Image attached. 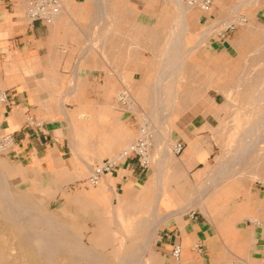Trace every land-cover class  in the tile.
Masks as SVG:
<instances>
[{"label": "crops", "instance_id": "obj_1", "mask_svg": "<svg viewBox=\"0 0 264 264\" xmlns=\"http://www.w3.org/2000/svg\"><path fill=\"white\" fill-rule=\"evenodd\" d=\"M61 1L63 6L65 0ZM89 1L68 0V8L51 23H44L28 19L29 0H0V91L7 93V99L0 102V137L9 134L12 138L10 156L19 176L29 185L48 189L55 198L83 176L90 160L84 154H116V166L102 176L109 179V188L99 192L109 190L124 204L140 201L150 211L144 221L151 226L147 259L154 264H264L263 199L252 201L242 194L227 200L233 179L220 183L215 172L214 181L209 178L203 187L217 179L214 185L221 188L205 204L201 189L182 205L185 199L175 186L182 182L162 180L169 145L160 163L156 159L154 174L150 166L142 168L137 157L121 156L120 148L130 139V131L140 128L144 119L133 106L151 105L159 57L178 20L157 16L158 7L148 13L128 6L133 17L115 16L110 0L113 17L96 19L97 7H90ZM170 6L177 7L172 2L161 5L162 10ZM203 19L206 23L208 15L200 14L191 24L198 27ZM95 25L100 27L97 39L89 32ZM122 91L126 102L118 99ZM207 109L211 112L192 114L175 126L178 141L187 143L176 163L180 169L205 166L210 157L207 135L202 132L212 127V112L217 114V109L211 105ZM176 245L180 247L178 258L172 252Z\"/></svg>", "mask_w": 264, "mask_h": 264}, {"label": "rangeland", "instance_id": "obj_2", "mask_svg": "<svg viewBox=\"0 0 264 264\" xmlns=\"http://www.w3.org/2000/svg\"><path fill=\"white\" fill-rule=\"evenodd\" d=\"M110 1L115 6V16L120 14L121 17H133L134 13L127 10L128 6L135 7L139 11H147L148 13L153 12L152 9L154 8L152 7H158L157 16L164 17L170 16L172 12L171 6L170 8H164L166 10H162L161 5L167 0ZM186 1L182 0V2ZM201 1L199 0L196 5L199 6ZM211 1L209 14L204 13L203 9L197 7L198 10L200 9V14L208 15L207 22L205 23V19H203L198 27L191 24L192 31L186 33L184 40H182L184 35L182 37L177 35L178 39H175L174 43L176 44L174 45L178 47L177 50L180 53H183V51L185 53L184 60H186L188 68L180 72L174 84V96L171 94L169 96L170 99L167 95V97H163L166 104L164 103L161 107L164 110L161 107L158 108L157 117L154 118L151 113V105L133 106V111L135 110L139 116L145 119L140 124L148 126L151 140L150 167L153 169V174L155 172L156 159L160 158L162 151L168 145L167 142H169L170 148L168 147V154L164 155L166 156L165 161H167L166 158H168L169 154L172 156L169 161L164 163L162 180L169 184L182 182V185H175L179 190L177 192L185 199L180 202L182 205L189 203V200L195 197L199 190H203L206 187L203 186L209 182V178L214 179L215 172H218L219 176L221 167L224 164L226 165L227 161L230 162L235 153L237 155L239 152H243L244 148L245 150L246 148L255 150V153L250 156L246 168L244 166L245 170L241 167L244 173L242 172V174L238 171L234 174L236 179L235 177L233 180L230 179L232 181L229 186L232 193H229L230 195L226 199L235 200L242 194L243 196L248 194L252 201L254 197L255 199L259 197L264 200V141H260L257 148L252 146L253 144L245 146L250 141L249 144H251L252 140L260 134L264 118V96L260 98L254 96L255 91L257 92V89L264 85V30H262L264 29V0ZM240 1L243 2H241L243 4L241 7ZM251 1L253 2L251 3ZM177 2V0H172V4L175 6ZM89 4L90 7L95 8L92 0L89 1ZM164 6L167 7V5ZM161 12L164 14L159 15ZM236 17H238V22L231 23L232 28L223 29L224 22ZM99 28V25L90 26L89 32L91 36L97 34ZM218 29L221 31H217ZM220 32L224 33V37L218 35ZM223 45L226 47L225 49ZM177 50L174 48L169 50L167 53L170 56L165 59L168 62H173L171 55L177 53ZM225 50L228 52L225 53ZM190 63L195 64V66L190 68ZM173 92L171 91V93ZM198 92H201V94H198L199 96L197 95ZM214 99L216 103L213 102ZM200 105L203 107H200ZM208 105L217 109V114L214 111L212 112L215 119L212 127L204 133L202 132V134L207 135L205 142L209 146L207 149L210 150V157L207 159L205 166L200 164L194 169L187 171L180 169L176 163L180 160V155L187 143L182 139L178 141L175 126L180 124L179 120L182 118L188 119L192 114L211 112V110L207 109ZM169 109L176 111L175 119L170 120L167 114ZM31 125L33 124L28 123L29 127H33ZM139 129L134 132L130 131V139L120 150L123 151L124 148H127V145L138 135ZM121 132L125 134L127 131L122 129ZM246 132L254 134V136L245 138L244 134ZM177 142L182 144V149L179 152H175L173 147ZM9 147L12 146L2 147L0 140V168L5 173L4 178L2 177L4 182L1 180L0 183L6 182L2 185L5 187L7 184L4 189L9 192L13 191L12 193L16 194L20 201L28 206H33L39 216L42 214V217L40 216L42 219L49 218V225L45 224L38 227L39 230L42 228L41 232H51V234H46L49 238L55 236V232L56 234L61 232L67 241V244L64 242L65 244L63 243V245L69 247L71 243V249L69 248L70 251H68V248L60 249L58 247L52 251V253L54 252L53 255L46 250L45 254L43 253L44 251L41 252L43 254H38V251L29 245L31 243L29 237L14 229L15 225H12L8 219L4 218L3 204L0 203V264H119L124 253H129L134 257L130 264H139L142 256H144V264H154L151 258L147 259V236L150 234L151 226L144 224V221L150 217V211L145 209L140 201L134 203V201L128 200L124 204L115 199L109 190L97 192L98 184L92 185L87 181L90 171L88 169L89 164L95 165L101 162L104 157L113 158L116 154L106 155L95 152L84 154V157H88L90 160H88L87 167L84 166L85 172L83 176L75 184L64 187L63 191L54 198V195L48 189H39L23 181L24 178L19 176L20 174L13 164ZM159 161L160 159L158 163H160ZM234 167H236V162H233L230 166L231 170ZM217 168L218 170L216 171ZM202 169L204 171L202 173L199 172ZM248 170L256 171L259 179H255ZM228 181L227 179L220 183ZM220 188L221 186L216 185L214 192ZM202 190V193H200L202 199H204L202 204H205V200H208L210 195H206ZM79 192L85 194L88 202L94 201H92L94 203L93 207H89L87 201H75V196ZM26 199L28 200L26 201ZM122 205H124V208L121 207ZM195 207L201 209L199 205ZM152 212H155L153 208H151ZM158 214H160L159 211ZM99 230L101 235L100 239L97 240L94 233ZM79 238L82 239L83 244L85 242L86 247L91 246L88 252L83 253L80 257L73 251L76 249L74 248L77 246L75 243L79 242ZM112 246L116 248L113 249ZM69 253H73L77 257H72ZM137 254L140 255L137 257ZM96 255L99 258H96Z\"/></svg>", "mask_w": 264, "mask_h": 264}, {"label": "bare ground", "instance_id": "obj_3", "mask_svg": "<svg viewBox=\"0 0 264 264\" xmlns=\"http://www.w3.org/2000/svg\"><path fill=\"white\" fill-rule=\"evenodd\" d=\"M93 1V0H92ZM177 7L176 9H172V12H171V15L170 17L173 19L175 18L176 20H178V25H174L170 28L169 30V37L167 38V41L165 43V48H163L164 52H162L161 56L159 57L160 59V72L153 78L152 80V83H153V89H152V92H151V95H150V98H151V113L153 114L154 118L157 117V113H158V108H160L164 103L166 104V102H164V99L163 97L164 96H174V84L175 82L177 81V78L180 74L181 71H183L184 69L186 70L188 67L186 66V60L185 59V53L183 51V53H180V51L177 50V46L174 45L176 43L175 42V38L178 39L177 37H174V36H177V35H181L182 37V40H184V37L186 36V33H188L189 31H192V27L190 26L191 23L195 20L198 21V18H199V15H200V9L198 10L197 7H200V4L199 6L196 5L198 3L199 0H187L186 2H182V0H177ZM255 1V0H254ZM257 1V0H256ZM95 2V3H94ZM166 2H172V0H167ZM242 1H240L241 3ZM253 1H251L252 3ZM93 3L96 5L97 7V10H96V13H95V18L96 19H106L108 17H113L111 15V12L110 10L112 9V6L109 5V0H94ZM243 3V2H242ZM241 3L240 7L243 5ZM246 3V2H244ZM249 3V2H248ZM263 3V2H262ZM66 4H68V0H65L64 3H63V6H62V11L64 10V8H68V6H66ZM111 4V3H110ZM227 4V3H226ZM237 4V3H236ZM235 4V5H236ZM245 5V4H244ZM260 5V4H259ZM76 6V5H75ZM261 6V5H260ZM238 7V6H237ZM236 7V8H237ZM239 7V8H240ZM235 10V9H234ZM240 10V9H239ZM69 11H70V7H69ZM236 11V10H235ZM204 13L206 14H209V11H204ZM236 13V12H235ZM225 14V13H224ZM237 14V13H236ZM214 18V17H213ZM238 17L234 18V19H229L227 20L226 22L223 23V29H226L231 25V23H235V22H238ZM242 19V17H241ZM215 20V19H214ZM213 20V21H214ZM248 20V19H247ZM240 22V21H239ZM250 22V21H249ZM219 23V22H218ZM236 25V24H235ZM256 25V24H255ZM254 25V27H255ZM234 26V25H233ZM111 28V27H110ZM109 28V29H110ZM257 29V28H256ZM262 29V28H260ZM140 30V28H139ZM155 30H159V29H155ZM255 30V29H254ZM264 30V29H262ZM112 31V30H111ZM161 31V30H160ZM217 31H221L220 29H218ZM110 32V31H109ZM167 32V31H166ZM262 32V31H261ZM101 33V32H99ZM108 32H104V35H107ZM158 34V33H157ZM160 34V33H159ZM158 34V35H159ZM97 35V34H96ZM96 35L94 36L95 39H97ZM99 35V34H98ZM101 36V35H100ZM93 37V38H94ZM159 36H155V40L158 41V38ZM179 37V36H178ZM204 37V36H203ZM100 38V37H99ZM180 38V37H179ZM94 39V40H95ZM181 39V38H180ZM237 39V38H236ZM250 39V38H249ZM151 40V39H149ZM162 40V39H161ZM96 41V40H95ZM153 41V40H152ZM177 41V40H176ZM181 42V40H180ZM162 43V42H161ZM160 43V44H161ZM236 43V42H235ZM209 44V43H208ZM237 44V43H236ZM255 44V43H254ZM258 45V44H257ZM175 46V47H174ZM197 46V45H196ZM198 47V46H197ZM176 49L178 52L177 53H174L171 55V57L173 58V62L172 61H169L166 60L167 56H170V54H168L167 52L171 49ZM192 48V47H191ZM194 48V47H193ZM199 48V47H198ZM214 48V47H213ZM87 49V48H86ZM206 49V48H205ZM210 49V48H209ZM189 50V49H188ZM191 50V49H190ZM199 50V49H198ZM85 52V51H84ZM182 52V51H181ZM167 53V54H166ZM159 54V53H158ZM158 54H155V55H158ZM213 54V53H212ZM204 55V54H203ZM252 55V54H251ZM249 56V55H248ZM253 56V55H252ZM155 57H158V56H155ZM251 57V56H250ZM255 57V56H254ZM166 58V59H165ZM258 58V57H257ZM256 58V59H257ZM249 59V58H248ZM254 59V58H253ZM260 59V58H259ZM169 60H170V57H169ZM262 60V59H261ZM264 60V59H263ZM250 61V60H249ZM247 61V62H249ZM222 62V61H221ZM198 63V62H197ZM124 64V63H123ZM248 65V64H247ZM193 66H195V64L193 63H190V68H192ZM251 67V66H249ZM247 67V68H249ZM225 70V69H224ZM213 72V71H212ZM183 73V72H182ZM193 73V72H192ZM216 73V72H215ZM227 73V72H226ZM251 73V72H250ZM261 73V72H260ZM190 74V72H189ZM259 74V73H258ZM236 76V75H235ZM184 77V75H183ZM192 77V76H191ZM241 78V77H240ZM193 79V78H192ZM261 81V80H260ZM204 82V81H203ZM239 82V81H238ZM244 82V80H243ZM242 84V83H241ZM235 85V84H234ZM179 86V85H178ZM236 86V85H235ZM237 87V86H236ZM231 88V87H230ZM251 88V87H250ZM212 89V88H211ZM232 89V88H231ZM111 91V90H110ZM171 91L173 93H171ZM183 91V90H182ZM246 92V91H245ZM198 94H201V92H198ZM237 94V92H236ZM166 96V97H167ZM199 96V95H198ZM196 96V98L198 97ZM254 96L256 98H260L262 96H264V85H262L260 88L257 89V92L255 91V94ZM186 97V96H185ZM239 98V97H238ZM170 99V97H169ZM240 99V98H239ZM251 99V97H250ZM263 99V98H262ZM244 100V99H243ZM253 100V98H252ZM0 102H4V101H0ZM244 102V101H243ZM231 107V106H230ZM161 109H163V107H161ZM167 109V108H166ZM64 110V109H63ZM164 110V109H163ZM171 119L172 116H174L176 113L175 110L173 109H169L168 113H167ZM68 116V115H67ZM69 117V116H68ZM259 121V120H257ZM263 124L261 126V132L260 134H258L254 140H252V143L249 144V143H246L245 146H249V145H252L254 147L257 148L258 144L260 141H264V118H263ZM256 125V123H255ZM252 126H253V123H252ZM71 128V127H70ZM255 129V128H254ZM254 131V130H253ZM256 133V132H255ZM245 138H250L252 136H254V134H251V133H245L244 134ZM239 137V136H238ZM158 138V136H157ZM168 139V137H167ZM252 139V138H251ZM122 140V139H121ZM166 140V139H165ZM151 141V140H150ZM159 141V140H158ZM164 141V139H163ZM167 142V141H166ZM247 142V141H246ZM168 145H169V142H167ZM166 143V144H167ZM126 144V143H125ZM167 145V146H168ZM238 145V144H237ZM124 146V145H123ZM128 146V145H127ZM244 146V147H245ZM165 147V146H164ZM174 147V146H173ZM49 149V148H48ZM125 149V148H124ZM174 149V148H173ZM243 150V149H242ZM164 151V150H163ZM162 151V152H163ZM253 153H255V150H251V149H248L244 148L243 152H239L237 155L235 153V155L233 156V158L230 160V162H226L227 164L224 166L221 167V172H220V175L217 177V181H223V180H230V179H234V174H236L238 171H240V173L243 172L244 169V166L246 168V164L248 163V160L250 158L251 155H253ZM165 154V153H163ZM168 154V153H167ZM162 156V154H161ZM172 155L169 154L167 161H169V159L171 158ZM255 156V155H254ZM263 156V155H262ZM258 157V156H257ZM171 161V160H170ZM233 162H236V167H234V169L231 170L230 166L232 165ZM169 163V162H168ZM229 163V164H228ZM88 165V162L85 164V167H87ZM162 165V164H161ZM160 165V166H161ZM241 167L243 170H241ZM159 168V166H158ZM83 170H85L83 168ZM249 171V170H248ZM84 172V171H83ZM249 172H251V175L253 177H255V179H257L259 176H257V172L256 171H253V170H250ZM82 173V172H81ZM80 173V174H81ZM239 173V174H240ZM244 173V172H243ZM242 173V174H243ZM247 173V172H246ZM158 175V174H157ZM5 176V173L4 171L2 170V168H0V181L2 180V182H4V180L2 179V177L4 178ZM160 176V175H159ZM216 178V177H215ZM236 178V177H235ZM259 179V178H258ZM215 180V182H217ZM214 181V179H213ZM214 182V183H215ZM6 183V182H5ZM5 183H0V203L3 204V211H4V218L8 219L10 221V223L13 225H15V228L18 232L22 233V234H25L27 237H29V240H31V243L29 245L33 246L35 248L36 251H38L37 253L40 254L42 251H44L43 253L45 254V250L48 251V253L50 252V254L53 255L52 251L55 249V248H60V249H63V248H70V244H69V247H66L67 245H63L64 242H66L67 244V241L64 239L65 237L63 236V234L58 233L56 234L55 232V236L49 238L46 234H51V232H41L42 228H40L39 230V226L41 227L42 225H49L50 224V220L49 218L47 217L46 219H42V214L39 216L38 213H36L35 211V208H33V206H28L26 205L25 203H23L22 201H20V198L18 199V197L16 196V194H13L12 192L13 191H7L5 190L2 185L5 184ZM161 183V182H160ZM213 184H210L208 186H206L205 188H203V193H206V195H211L214 190H215V187L216 185ZM106 188H109V179L106 178V176L104 178H101L99 183H98V186H97V192L100 191H103V189H106ZM111 188V187H110ZM162 190V189H161ZM200 193H202L200 191ZM21 195V194H20ZM117 195V194H116ZM26 198V197H25ZM159 195H158V199H157V202L156 204L158 203L159 201ZM28 199H26L27 201ZM75 201L78 202H85L87 201V203L89 204V207H93V202L92 201H89L87 200V197L84 195V194H80V196H75ZM30 204V203H29ZM95 206V205H94ZM98 207V206H97ZM122 208H124V206H121ZM153 210L155 211V206L152 207ZM38 210V209H37ZM96 210V209H95ZM99 214V213H98ZM117 215V213H115ZM45 217V216H44ZM115 217V216H114ZM119 222V221H118ZM55 224V223H54ZM157 224H159V222H157ZM50 226H53V225H50ZM44 227V226H43ZM16 231V232H17ZM49 231V230H48ZM17 232V233H18ZM96 234V235H95ZM100 235H101V231H95L94 233V236L96 237V239H100ZM95 239V238H94ZM82 239L79 238V242L78 243H75L77 244V246H75L74 248H76L75 250H73L74 252L77 253V255H82L83 253H87L89 248H91V246L89 247H86V244L84 242V244L82 243L81 241ZM96 241V240H95ZM27 242V241H26ZM3 244V243H2ZM65 244V243H64ZM148 244V242H147ZM45 248V249H44ZM113 249H115L116 247L115 246H112ZM67 249V250H68ZM71 249V248H70ZM70 249L68 251H70ZM56 251V250H55ZM67 251V252H68ZM41 253V254H43ZM66 253V252H65ZM75 253V254H76ZM49 254V255H50ZM72 257H75L76 255H74L73 253H69ZM91 254H92V251H91ZM138 255L140 254H137L136 256L138 257ZM142 255V254H141ZM44 257V256H43ZM52 257V256H51ZM77 257V256H76ZM96 258H99L97 257V255L95 256ZM134 257H132L129 253H124L122 254L121 256V259L119 261V264H130V261L133 259ZM144 256L141 257V260H139V264H144ZM80 264V263H79Z\"/></svg>", "mask_w": 264, "mask_h": 264}, {"label": "built area", "instance_id": "obj_4", "mask_svg": "<svg viewBox=\"0 0 264 264\" xmlns=\"http://www.w3.org/2000/svg\"><path fill=\"white\" fill-rule=\"evenodd\" d=\"M212 1L211 0H202L200 2V7L204 11H209L211 8ZM62 10V1L61 0H29L28 7L26 9V15L30 21H42L44 23H51L55 17ZM232 28V26L228 27ZM227 28V29H228ZM226 30V29H225ZM221 37H224V33H218ZM7 99V93L4 91H0V101H5ZM118 99L121 102H126V93L120 92L118 94ZM1 146L8 147L11 145L12 138L11 136L4 135L1 139ZM175 152H179L182 149V144L177 142L174 145ZM151 142L150 135L148 132V126L141 125L139 129L138 135L135 139L124 149L121 153V156H133L137 157L138 163L142 168H147L150 166L151 162ZM116 166L115 158H107L93 166L89 171L87 176L88 183L92 185H97L106 173L111 172ZM173 255L175 258L179 257L180 247L176 245L173 248ZM241 264H250L248 262H243ZM260 264V263H256Z\"/></svg>", "mask_w": 264, "mask_h": 264}]
</instances>
